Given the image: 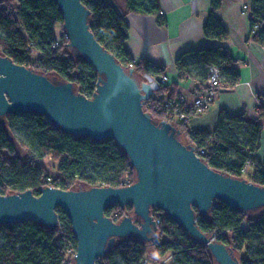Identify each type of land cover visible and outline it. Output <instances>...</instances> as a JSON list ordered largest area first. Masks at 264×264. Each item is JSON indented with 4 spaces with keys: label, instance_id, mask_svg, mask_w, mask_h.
<instances>
[{
    "label": "trees",
    "instance_id": "16d2710c",
    "mask_svg": "<svg viewBox=\"0 0 264 264\" xmlns=\"http://www.w3.org/2000/svg\"><path fill=\"white\" fill-rule=\"evenodd\" d=\"M90 9L92 31L126 68H134V76L150 77L153 95L145 103L154 120H168L180 130V137L196 147L198 155L213 169L243 178V167L249 154L258 149L262 124L250 122L244 114L233 115L220 109L216 125L207 130H194L187 119L178 120L174 109L156 100L163 92L177 93L176 88L160 83L165 66L150 61L136 60L126 49L128 13L154 15L159 24L166 19L159 0H126L122 10L116 0H82ZM221 0L212 1V10L203 24L206 37L227 39L229 34L216 17L215 9ZM250 39L264 47V0L249 4ZM58 29L60 32L58 33ZM63 16L56 0H0V53L16 63L32 67L60 81H72L77 92L92 96L98 75L83 58L75 57L63 39L60 46L52 44L64 36ZM36 51L37 55H33ZM238 59L222 47H204L189 50L175 60L179 80L195 77L201 84L208 69H220L222 86L233 89L240 81ZM260 96V95H258ZM260 114L264 111L260 108ZM191 114L187 113L186 117ZM19 144L26 151L21 157ZM243 150V151H242ZM245 150L248 151L245 152ZM203 151V152H201ZM55 163L56 174L38 161V156ZM254 160V159H253ZM248 180L264 186V161L256 163ZM137 174L129 156L113 138L95 140L90 135L67 133L50 122L47 116L34 111L13 112L0 123V193L10 194L32 189L40 193L43 186L62 189L90 188L92 186H125L136 180ZM200 230L233 249L241 264H264V207L244 212L223 201H215L207 215L196 207ZM60 225L53 229L33 220L0 225V264H74L77 241L66 212L58 207ZM161 218L160 239L155 255L162 258L171 253L168 264H178L179 255L197 260V264H216L207 247L200 245L171 220L165 212L153 209ZM259 212V213H258ZM105 214L115 220L134 215L133 205L113 204ZM246 223L245 225H242ZM150 242L135 237L119 239L97 264H142ZM74 250L72 258L67 249ZM119 259V260H118Z\"/></svg>",
    "mask_w": 264,
    "mask_h": 264
},
{
    "label": "water",
    "instance_id": "95a60500",
    "mask_svg": "<svg viewBox=\"0 0 264 264\" xmlns=\"http://www.w3.org/2000/svg\"><path fill=\"white\" fill-rule=\"evenodd\" d=\"M63 16L67 46L97 72L92 96L0 53V123L13 112L34 111L64 132L113 138L129 156L136 180L125 186L62 189L47 185L0 193V225L33 220L56 229L58 207L69 217L77 241L74 264H97L119 239L135 237L157 244L159 225L153 209L178 224L194 242L204 244L216 264H241L233 249L212 239L197 224L196 209L207 215L215 201L244 212L264 207V186L210 167L181 130L168 120L156 121L145 110L153 95L151 82L134 76L105 48L89 23L82 0H56ZM133 205L134 215L115 220L105 214L113 204Z\"/></svg>",
    "mask_w": 264,
    "mask_h": 264
},
{
    "label": "crops",
    "instance_id": "0c3cea01",
    "mask_svg": "<svg viewBox=\"0 0 264 264\" xmlns=\"http://www.w3.org/2000/svg\"><path fill=\"white\" fill-rule=\"evenodd\" d=\"M116 1L122 10L126 9V0ZM159 1L166 19L164 24H159L154 15L134 12L126 15V49L136 60L144 59L157 66H165L168 84L188 100L202 92L203 84L195 77L179 80L176 58L186 51L204 47L226 49L239 60L240 81L233 89L222 86L210 108L191 116L189 124L194 130H207L216 125L220 109L233 115L243 113L246 120L262 124L259 146L253 153V159L256 163L263 162L264 115L260 114V108L264 111V47L250 39L249 13L244 11V5L250 4L251 0H221L215 9L216 17L229 34L227 39L209 38L203 32L213 0Z\"/></svg>",
    "mask_w": 264,
    "mask_h": 264
},
{
    "label": "built area",
    "instance_id": "2783aa9c",
    "mask_svg": "<svg viewBox=\"0 0 264 264\" xmlns=\"http://www.w3.org/2000/svg\"><path fill=\"white\" fill-rule=\"evenodd\" d=\"M248 10H249V4H245L244 5V11L248 12ZM63 39H66V40L68 39V36L66 33H64V36L62 38L56 40L52 44V47L56 48V47L60 46L63 42ZM67 43H68V41H67ZM66 46H67V44H66ZM159 80H160V83L163 85H168V83H169L168 75L166 73L162 74L160 76ZM221 88H222V78H221L220 69L217 66L212 65L209 67L207 77H206L205 81L203 82L202 92L198 96L193 98L192 100H188L186 98V96L181 92H177L173 95H170L168 92H163L160 95L156 96V100L159 101L160 103H162L167 108H170V109L173 108L174 114L176 116H178V114H177L178 112H181V115H179L177 117L178 120L187 119L189 122L191 116H193L194 114H197V113L205 112L206 110H208L210 108V106L213 104V102L216 101ZM187 113L191 114L190 117H186ZM201 152H203V151H201ZM245 152L248 153L247 150H245ZM248 154H249V159L246 161V163L243 167V170H242L243 177L246 179H248L249 175L255 169V166H256L255 161L253 160V155L251 153H248ZM153 215H154V219L156 220L157 224L159 225L161 222V218L158 216V214H155L154 212H153ZM245 224L246 223H244L242 225H245ZM219 235H220L219 233L214 232L212 234V239L217 240ZM193 243H195V242H193ZM199 244L206 247L202 243H199ZM142 264H151V262L146 257L142 261ZM156 264H165V263L159 262Z\"/></svg>",
    "mask_w": 264,
    "mask_h": 264
},
{
    "label": "rangeland",
    "instance_id": "374dc122",
    "mask_svg": "<svg viewBox=\"0 0 264 264\" xmlns=\"http://www.w3.org/2000/svg\"><path fill=\"white\" fill-rule=\"evenodd\" d=\"M33 55H37V52L34 51ZM138 76H139L140 80H146V81H150L151 82L150 78L146 77V75L143 74V73L139 74ZM16 148H17L18 154L21 157H25L26 156V154H27L26 151L23 148H21V146L19 144H16ZM37 156H38V161L45 163L48 166V168H49V173L52 176H54L56 174L55 163L49 158L43 159V158L39 157L38 154H37ZM156 246H157V244H155V245L154 244H150L148 246L149 249H148V254H147L146 257L149 259L151 264H156V263H159V262L160 263L164 262L165 264H168L170 262V260H171V256H170L171 253H168L167 255H165L162 258H157L156 255H155ZM67 252H68L69 257L72 258V255L74 254V250L71 249V248H68ZM178 258H179V263L178 264H197V260L187 259L185 257V255H183V254H180Z\"/></svg>",
    "mask_w": 264,
    "mask_h": 264
}]
</instances>
